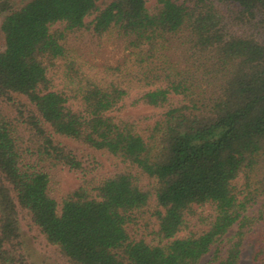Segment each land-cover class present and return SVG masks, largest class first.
<instances>
[{
	"label": "trees",
	"instance_id": "trees-1",
	"mask_svg": "<svg viewBox=\"0 0 264 264\" xmlns=\"http://www.w3.org/2000/svg\"><path fill=\"white\" fill-rule=\"evenodd\" d=\"M14 1L0 0V264H26L20 211L70 264H240L249 238L264 264V204L249 214L264 199V0ZM85 34L121 56L95 70ZM56 136L123 168L57 200L39 162L80 163Z\"/></svg>",
	"mask_w": 264,
	"mask_h": 264
},
{
	"label": "rangeland",
	"instance_id": "rangeland-1",
	"mask_svg": "<svg viewBox=\"0 0 264 264\" xmlns=\"http://www.w3.org/2000/svg\"><path fill=\"white\" fill-rule=\"evenodd\" d=\"M25 0H15L12 5L18 6ZM154 0H148L147 6H151ZM225 10V7L221 5ZM3 13L0 12V21ZM249 28V27H244ZM249 30V29H247ZM255 31V35L259 39H264V30L256 26L252 29ZM84 40L80 43V52L83 54L85 60L94 66L95 70L100 69L105 63H114L116 58L121 56L122 48L116 47L113 49L111 46L98 47L95 40L90 39L88 34L84 35ZM93 40V41H92ZM0 48H2V37L0 35ZM56 88L61 87V80L55 79ZM133 94V92H132ZM118 112V111H117ZM160 109L153 108L148 105L140 106H129L125 107L120 111L121 115H131L133 117L147 116L155 118L160 114ZM61 144L66 145L72 150L76 159L80 163V167L77 169L70 168L64 165H50L48 162H39V165H43L48 170L51 176L52 193L57 200L61 196L75 188L84 180L98 181L105 176L113 173L118 169L123 168V164L118 159L107 156L99 151L87 148L77 142L64 137L55 138ZM32 161H36L31 159ZM264 199L256 202L249 210V214L257 215L259 208H262ZM200 210V209H198ZM210 211L209 207H205L203 213L206 214ZM263 218L259 221L258 230H264V206H263ZM19 227L22 239V253L25 256L26 264H70L57 250L56 246L51 245L46 239L38 232V230L31 226L28 222L27 215L25 212L20 211L18 213ZM236 226H233L230 232H233ZM181 235V234H180ZM254 251V243L252 238H249L248 242L242 251L240 264H261L258 261L252 260V252ZM210 253L205 254L198 262V264H210Z\"/></svg>",
	"mask_w": 264,
	"mask_h": 264
}]
</instances>
